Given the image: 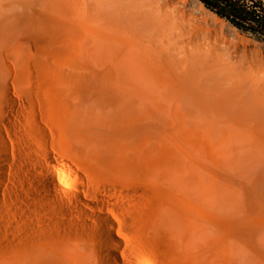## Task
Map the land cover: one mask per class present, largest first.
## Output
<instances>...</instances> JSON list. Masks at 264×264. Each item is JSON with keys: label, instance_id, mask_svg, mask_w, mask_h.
Returning a JSON list of instances; mask_svg holds the SVG:
<instances>
[{"label": "rangeland", "instance_id": "1", "mask_svg": "<svg viewBox=\"0 0 264 264\" xmlns=\"http://www.w3.org/2000/svg\"><path fill=\"white\" fill-rule=\"evenodd\" d=\"M185 1L216 21L218 32L222 28L233 36L224 34V41L212 45V34L201 29L195 35L210 41L204 47L221 52L220 58L231 40L225 54H237L225 57L234 61L232 67L197 62L192 52L174 56L122 24L121 34L105 33L127 44L103 51L106 58L90 48L63 47L55 61L41 58L30 65L19 88L10 84V98H26L31 107L25 123L8 111L9 122L0 124L6 141L5 152L0 150V264H31L26 236L44 222L40 212L63 210L66 197L51 189L50 177L63 189L117 183L134 196L120 203L127 211L115 216L128 224L132 216L138 224L136 216L142 215L147 225L144 215L161 198L174 201L160 181L149 180L154 174L181 178L199 190L208 217L220 222L218 230L206 225L205 264L264 263V43L240 33L198 0ZM98 23L90 25L97 30ZM126 51L134 60L124 59ZM194 261L195 251L166 264Z\"/></svg>", "mask_w": 264, "mask_h": 264}, {"label": "bare ground", "instance_id": "2", "mask_svg": "<svg viewBox=\"0 0 264 264\" xmlns=\"http://www.w3.org/2000/svg\"><path fill=\"white\" fill-rule=\"evenodd\" d=\"M205 14L185 0H0V124L9 122L8 111L13 112L21 124L25 123L24 114L31 104L25 101L26 98L18 102L11 99L9 89L10 84L19 88L27 80L30 65L37 64L41 58L55 61L63 47L90 48L99 57L101 54L106 58L107 53L105 55L103 51L108 52L110 47L124 40L109 37L105 30L121 34L122 24L138 39L170 51L174 56L192 52L191 56L197 62L232 67L234 61L231 63L227 59L232 54L226 55L230 51L227 46L232 35L231 39L224 33L231 40H227L228 52H224L221 58V52L210 53L208 46L204 47L210 41L213 45V41L225 37V31L219 28L221 31L218 32L216 21L212 24L214 20L206 15L209 20ZM94 22H99L97 30L90 25ZM201 29L210 36L212 34L214 39L204 36L202 31V36L210 37V41L206 39L208 42L204 44L203 37L201 40L195 36ZM133 51L131 55L126 51L124 59L134 58L130 57ZM35 128L41 133L37 124ZM34 142L37 143L35 138ZM5 149L6 141L0 132V150L4 153ZM43 158L56 167V162L48 154ZM183 165L187 171V165ZM3 177L0 168V179ZM150 177L149 180L161 182L164 193H173L174 201L163 197L152 211L148 208L151 214L143 213L147 225L143 224L142 215L141 218L135 215L139 217L138 221L141 219L139 225L131 219L132 216L129 217L132 229L137 224L138 230L134 228L137 233L127 229V220L120 221L115 216L116 211L126 210L120 203L128 202L131 195L134 196L131 190L108 182L63 189L50 177L51 189L63 194L66 202L60 212L42 210L39 216L44 222L30 230V237L26 236L29 238L27 252H30L31 264H166L167 261L177 263L184 260L193 251L195 264H205L203 241L206 225L218 230L220 222L208 217L201 192L191 190L181 178L163 179L155 174ZM48 198L52 199L50 195ZM192 199L195 205L190 210L189 201ZM123 204L127 207V203ZM141 224L145 228L141 229Z\"/></svg>", "mask_w": 264, "mask_h": 264}, {"label": "trees", "instance_id": "3", "mask_svg": "<svg viewBox=\"0 0 264 264\" xmlns=\"http://www.w3.org/2000/svg\"><path fill=\"white\" fill-rule=\"evenodd\" d=\"M204 8L240 33L264 43L263 0H199Z\"/></svg>", "mask_w": 264, "mask_h": 264}]
</instances>
